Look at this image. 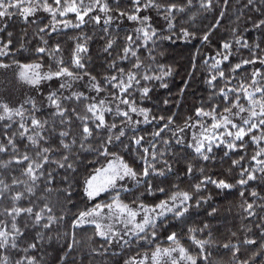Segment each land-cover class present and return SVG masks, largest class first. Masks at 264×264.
<instances>
[{
  "label": "snow or ice",
  "instance_id": "1",
  "mask_svg": "<svg viewBox=\"0 0 264 264\" xmlns=\"http://www.w3.org/2000/svg\"><path fill=\"white\" fill-rule=\"evenodd\" d=\"M224 3L227 4V0H224ZM251 3L252 0H249V4ZM191 5L192 0H187V4L160 3L158 0H131V5L127 10L117 8L115 11L119 19H127L136 25L132 31L127 32L121 51L116 58L121 62L128 61L131 66L126 70L124 67H117L116 59L109 60L110 70L105 72L100 79L87 71L84 57L89 51L87 41L90 38L83 33L79 34V40L72 38L76 42L67 62L57 54L61 51V44L54 43L50 48L46 47L48 42L42 36L40 45L34 49L35 55L40 59L26 62L12 59L10 54L14 56L19 54V51L26 50L25 45L19 43L18 49L12 47L11 32L8 33V39L0 37V69L14 68L13 75L17 83L39 88L42 81L59 78L60 83L57 89L47 92L41 90V94L46 97L48 105L55 108L54 115L59 114L64 117L61 120V127L53 129L54 132H58L56 143L60 147L57 148L52 138L44 135L48 121L35 115L38 107L35 99L29 97L19 104L15 102L10 104L8 100L0 99V121L11 122L19 118L18 135L26 137L31 147L39 149L34 155L29 151L21 152L16 143L17 133L13 132L9 136L7 130L10 129V124H4L6 131L3 136L6 142H0V152L11 151L13 154L10 155L8 161H0V166H6L15 161L22 165L21 175L25 179L20 180L15 177L11 179L12 186L23 185L22 190L15 191L8 183L0 180V199L10 200V206L2 209L4 218L0 219V250L7 252L19 249L23 254L18 255V258L11 262L8 255H0V264H42L36 255L29 254L30 250H36L39 247L38 241L44 240L42 232L36 231L33 236L29 237L27 227L21 226L18 217H27V222L42 230H50V226L60 219L53 214L46 193L53 191L54 183H60L61 188L56 189L57 192L73 194L72 184L75 181L72 177L65 174L57 180V173L67 170L76 171L73 160L78 159V156L72 152V149L77 147V140H79L77 153L81 149L94 151L105 163L91 170L80 182L82 193L89 201L95 202L86 210H81L70 218L73 243H75L77 228L92 226L93 235L105 241L106 246H101L104 252L112 248L123 255L124 247L133 242L137 247L145 243L151 245L141 252L128 256L123 261L116 260L114 264H206L209 256L206 245L213 243L210 239L212 233L209 231L208 237L205 238H198L197 233L202 234L209 227L207 220L203 221L200 227L192 225L187 227V239L197 249L195 255L181 242L176 231H168L166 236H162L160 229L164 226L171 228V222L186 221L192 212L193 201L197 208L201 206L202 201H208L211 193L204 196L199 195L202 190L206 191L207 184L215 185L217 189H231L234 187L233 183L223 177L214 178L204 175V169L200 168L197 169L200 179L190 185L189 189H181L179 184H171L168 189L160 185L153 188L152 182L148 179L150 176L166 178L173 171L172 164L168 160H163V168L156 166L157 156L162 157L166 148L158 152L155 143L145 146L143 136L132 135L129 138V144H135L143 152L140 156L143 166L139 170L118 152L109 151L110 147H115L117 144L124 148L129 147V144L123 143L128 126L131 125L135 129L140 123L139 119L133 120V114L142 116L144 122L150 119L151 110L139 106L134 93L138 92L141 98L146 97L150 92V82L163 81V78L171 72V67L165 71L164 65H157L159 71H151V63L145 64L140 58L139 53L144 50V47L151 45L148 47V57L154 59L153 51L156 41L172 38L171 35L167 37L160 35V30L154 26L152 17L147 14L148 11L156 10L160 16L164 17L165 24L171 31L176 18L174 13H183ZM212 6V0H200V7L207 9ZM41 10L49 13L50 19L48 24H43L37 29L38 32L50 29L55 33L60 26L67 28L69 25L78 28L86 23V16L96 23L103 20L105 25L114 19L110 14L112 8L109 0H53L52 3L48 0H0V24L7 25V18L13 15H18L25 23H28ZM69 13L74 14L75 24L72 20L63 19ZM192 15L194 16L195 13ZM57 16L62 19H57ZM218 23L219 20H217ZM217 24H213L207 31H204L202 39L207 41L209 33L217 27ZM253 26L264 29V19L257 20ZM104 30L107 31V28ZM233 31L235 32V29ZM180 32L182 33L180 38H190L195 35L186 28H181ZM233 40L236 45L243 41L247 46V41L243 36L233 37ZM232 43L228 40L222 42L224 51L217 52L211 68L208 69L210 75L206 78V83L211 89L210 98H218L221 101L220 104H212L208 109L195 107V121L193 122L191 117L187 118L183 122V128L175 127L172 136L176 141V147L181 144L185 145L202 161L214 159L212 151L217 145H222L231 151L237 149L242 151L247 155L248 163L243 164L244 156L233 159L231 163L242 165L238 173L240 178L235 181V184L243 189L250 181L257 180V172L260 173V177L264 178V51L257 54L255 49L259 45H254L250 59L240 57L238 62L233 63L230 60ZM113 44L114 40L108 38L104 50L109 51ZM45 54L54 62L55 67L52 63L45 66L43 61ZM133 60L135 62L131 63ZM225 61L229 63L227 75L223 67ZM257 62L259 67H255ZM248 66L252 67L250 78L246 81L244 77H241L238 82L234 81L237 71ZM85 81L89 90L104 95L89 96L85 91L73 90L74 82ZM162 86L167 87L163 83ZM65 89L69 92L67 96L63 93ZM81 101H83V115L74 106ZM69 102H72L73 106L69 107ZM24 104H30L32 111L28 112ZM72 117L79 121L75 131L71 127ZM204 117L210 118V122H202ZM151 118L159 119L161 126L154 128L150 135L153 139L159 138L157 142L162 140L164 145H169V138L163 135V132L168 130V124L164 121L166 119L174 124L173 116ZM65 122L68 124L67 130L63 127ZM185 128L190 129V138L185 137ZM175 133H181V135L177 136ZM93 136L99 140L96 149H92V146L87 143ZM41 141L48 146H43ZM246 145L253 146L251 154H248ZM150 148L151 151H149ZM57 155H59L58 159ZM53 164L55 168L51 167ZM193 167L191 161H186L185 172L181 175L191 176ZM126 179L132 180L135 184L145 183L146 191H156L163 198L153 203H146L143 199H123L121 192L127 191L124 183ZM38 191L40 195L36 196ZM109 192L112 193L111 196H108ZM101 194H104L107 199L101 200ZM250 195L253 200L245 202L242 209L247 216L252 217L256 213L255 198L259 196V193L252 188ZM32 197L36 198L32 199ZM260 199L264 200V197ZM21 203L24 206H21ZM260 207L264 208V204ZM216 211L214 207L208 208L209 215ZM256 227L264 236V216H261L260 223ZM161 240L166 241V244L161 243ZM254 242V236H245L243 241L247 245H252ZM239 245L238 240L226 241L224 247L231 248L233 254H236L240 250ZM72 246V243L67 244L68 248ZM260 247L264 250V240L261 241ZM93 251L99 252L100 247L93 248ZM261 255H264V251H261ZM201 257L203 259H200ZM60 259L63 261L64 257L61 256ZM233 264H249V261L234 259Z\"/></svg>",
  "mask_w": 264,
  "mask_h": 264
},
{
  "label": "trees",
  "instance_id": "2",
  "mask_svg": "<svg viewBox=\"0 0 264 264\" xmlns=\"http://www.w3.org/2000/svg\"><path fill=\"white\" fill-rule=\"evenodd\" d=\"M48 2L52 3L53 0H48ZM158 2L187 4V0H158ZM212 2L213 6L205 9L200 7V0H192V5L186 8L183 13L175 12L176 18L171 31H169L168 26L165 24L164 17L160 16L156 10L152 9L148 11L147 14L152 17L154 26L160 30V35L164 37L171 35L172 38L170 40L161 39L156 41L153 51L154 59H149L148 57V47H151V45L144 47V50L139 53L140 58L145 64L151 63V71H159L157 65H164L165 71H167L168 67H171V72L167 77L163 78V81H151L150 92L146 97L141 98L138 92L134 93L137 104L151 110L150 119L148 122H144L142 116L133 114V120L139 119L140 123L135 129L131 125L128 126L123 143L129 144V138L132 135H141L145 138V146L155 143L158 152L161 149H167L164 151L162 157L157 156L156 166L163 168V160H168L172 164L173 171L166 178L150 176L148 179L152 182L153 188L160 185L168 189L171 184H179L181 189H189L190 185L200 179V174L197 171L200 168L204 169V175L214 178L223 177L234 185L231 189H217L215 185L207 184L206 191L202 190L199 195L204 196L211 193L210 199L202 201L201 206L198 208L195 207V201H193V209L187 220L171 222V228L167 226L162 227L160 229L162 236H166L168 231H176L181 242L195 255L197 249L187 239V227L188 225L200 227L203 221L207 220L209 227L202 234L197 233L198 238L208 237L209 231L212 233L210 239L213 243L206 245L209 253L206 264H233L234 259L236 261L246 259L249 261V264H264V255H261V251L264 250L260 247L264 236L260 233L259 228L256 227L260 223L261 216H264V208L260 207V205L264 204V200L260 199V197H264V178L260 177V173L257 172V180L254 182L250 181L247 187L241 189L239 185L235 184V181L240 178L238 173L242 165H232L231 161L244 156L243 164L246 165L248 157L242 151L239 149L231 151L222 145H217L214 146L212 151L214 159L202 161L185 145L181 144L179 147H176V141L172 136V133L175 132V127L180 126L183 128V122L187 118L191 117L193 122L195 121V107L208 109L212 104H220L221 101L218 98H210L209 93L211 89L206 83V78L210 75L208 69L211 68L217 52L224 51L222 48L223 41L228 40L233 42L230 54V60L233 63L238 62L240 57L250 59V53L254 45H259L255 49L257 54L264 51V29L253 26L257 20L264 19V0H252L251 4H249V0H227V4L224 3V0H212ZM109 3L112 8L110 14L113 15L114 19L107 25L104 24L103 20L96 23L86 16V23L78 28L69 25L67 28L60 26L55 33L50 29L38 32L37 29L42 27L43 24H48L50 19V14L41 10L28 23H25L18 15L8 17L7 25L0 24V37L8 39V33L11 32L12 47L18 49L19 43L25 45L26 50L19 51V54L14 56L10 54V58L12 59H19L25 62L40 59V57L35 55L34 49L40 45V37L42 36L48 42L46 47L50 48L54 43L61 44V51L57 54L61 55L67 62L76 42L72 38L75 37L79 40V34L83 33L90 38L87 41L89 51L84 57L87 71L100 79L105 72L110 70L108 65L109 60L116 59L120 53L127 32L132 31L136 26L131 21L120 20L115 11L117 8L127 10L131 5V0H109ZM96 11L98 13V10ZM221 11L223 12L222 16ZM193 13H195L194 16L192 15ZM57 19L62 18L57 16ZM63 19L72 20L73 24L76 23L75 16L71 13L67 14ZM217 20H219L218 24ZM213 24H217V27L211 30L209 39L207 41L202 39L203 32L207 31ZM105 28H107V31L104 30ZM181 28H186L190 33H195V35L190 38H180L182 36L180 32ZM233 29H235V32ZM237 36H243L247 41V46L243 41L239 45H236L233 37ZM108 38H112L114 44L106 52L104 45ZM43 61L45 66L48 63H52L53 67H55L54 62L51 61L47 54L43 56ZM134 62V60L131 61V63ZM116 63L117 67H124L126 70L131 66L128 61L121 62L119 59H116ZM193 64H195V67H193ZM259 66L258 62L255 63V67ZM223 67L227 75L229 63L227 61L223 62ZM73 70L75 71L74 68ZM251 71V66L242 67L234 76V81L238 82L241 77H244L247 81L250 78L249 74ZM59 83V78H53V80L45 84H40L39 88L29 86V88L32 87L33 91L27 93L20 102L16 103L19 104L29 97L35 99L38 106L35 115L42 120L46 119L48 121V124L45 126L44 135L50 136L57 148L60 147L56 143L58 132H54L53 129L61 127V120L64 117L59 114L54 115L55 108L48 105L46 97L41 94V90L47 92L51 89H57ZM162 83L166 84L167 87H163ZM221 83L223 82L221 81ZM73 90L85 91L89 96L104 95L103 93L97 94L89 90L86 86V81L74 82ZM63 93L65 96L69 94L67 89L63 90ZM109 100H111V97H109ZM165 100H167V103H165ZM82 104L83 101L74 105L81 115L84 114ZM68 106H73V103L69 102ZM24 107L28 112L32 111L30 104H24ZM168 115L173 116L174 124L168 122L166 119L164 121V123L168 124V130L164 131L163 135L170 140V144L166 146L162 140L157 142L159 138L153 139L150 135L154 128L161 126L159 119L153 120L151 117L163 116L166 118ZM108 119H111V117H108ZM72 120L71 127L75 131L77 130L79 121L75 117H72ZM202 121L210 122V118L204 117ZM18 122L19 118L11 122L7 120L0 121V142H6V138L3 136V133L6 131L4 124L9 123L10 129L7 130L8 135L11 136L13 132L17 133L16 143L19 150L21 152L29 151L34 155L35 151L39 149L31 147L26 137L18 135L20 131L17 127ZM28 122L30 123V121ZM63 127L65 130L68 129L67 122H65ZM175 135L179 136L181 133H175ZM184 135L186 138H190V129L185 128ZM87 143L92 146V149H96L99 140L93 136ZM41 144L48 146L44 144V141H41ZM78 146L79 140H77ZM77 147L72 149V152L78 156V159L73 160L76 171L67 170L66 172L60 171L57 173V180L65 174L72 177L73 181H75L72 184L73 194H66L63 191L57 192L56 189L61 188L60 183H54L52 185L53 191L46 193L53 214L60 217V219L50 226V230H42L39 227H33L30 222H27V217H18V222L21 223V226L27 227L29 237L33 236L36 231H41L44 236L42 242L38 241L39 247L36 250H30L29 254L36 255L42 261V264H114L116 260L123 261L128 256L151 247V245L146 243L137 247L136 243L133 242L131 245L124 247L123 255L112 248L104 252L101 246H106L105 241L93 235L92 226H80L77 228L75 243H73L70 218L79 211L86 210L87 207H90L95 202L87 200L86 196L82 193L80 182L91 170L101 167L105 163L101 156H97L94 151L89 152L88 149H81L77 153ZM246 147L248 154H251L253 146L246 145ZM109 151L118 152L119 155L123 156L125 160H128L138 170L143 166L140 159L143 152L135 144H129L128 148L117 144L115 147H110ZM149 151H151V148ZM12 154L11 151L0 152V161H8ZM56 158L58 159L59 155ZM186 161H191L194 166L193 174L188 177L181 175L185 172ZM51 167L55 168V165L53 164ZM21 168L22 165L17 164L15 161L6 166H0V180L8 183L13 191L23 189L22 184L20 186H12L10 183L13 177L20 180L25 179L21 175ZM252 188L257 190L259 196L255 198L256 213L254 216L249 217L243 211L242 205L245 202L253 200V197L250 195ZM39 195L40 192L38 191L36 196ZM111 195L112 193L109 192L108 196ZM121 197L125 200L143 199L146 203H153L155 200L163 198L156 191H146L145 183H134L127 191L121 192ZM35 198L32 197V199ZM100 199L106 200L107 197L101 194ZM6 206H10V200L0 199V219L4 218L2 209ZM21 206H24L23 203H21ZM209 207H214L217 211L209 215ZM245 236H254L255 242L252 245L244 244ZM237 240L240 242L238 253L233 254L231 248L224 247L226 241ZM160 242L166 244L164 240ZM68 243L73 244L72 248L67 247ZM97 247H100V251L94 252L93 248ZM22 254L19 249L7 252L0 250V255H8L10 257V262ZM61 256L64 257L63 261L60 259ZM200 259L203 258L201 257Z\"/></svg>",
  "mask_w": 264,
  "mask_h": 264
},
{
  "label": "rangeland",
  "instance_id": "3",
  "mask_svg": "<svg viewBox=\"0 0 264 264\" xmlns=\"http://www.w3.org/2000/svg\"><path fill=\"white\" fill-rule=\"evenodd\" d=\"M125 20L128 21L127 19H124V21ZM14 70H15L14 68H10L8 70L0 69V96L1 99L8 100L10 104L12 102L15 103L20 102L23 96L33 91L32 87L29 88L28 85L26 84L22 85L15 81L13 75ZM46 82L49 81H42L41 84H45ZM202 122H206V121H202ZM124 183L127 189H129L134 184V182L130 179H126Z\"/></svg>",
  "mask_w": 264,
  "mask_h": 264
}]
</instances>
